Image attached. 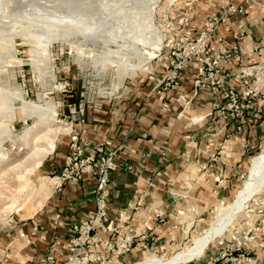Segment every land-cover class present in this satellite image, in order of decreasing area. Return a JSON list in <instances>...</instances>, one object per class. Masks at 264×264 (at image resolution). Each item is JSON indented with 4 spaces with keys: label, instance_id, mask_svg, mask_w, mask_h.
<instances>
[{
    "label": "rangeland",
    "instance_id": "obj_1",
    "mask_svg": "<svg viewBox=\"0 0 264 264\" xmlns=\"http://www.w3.org/2000/svg\"><path fill=\"white\" fill-rule=\"evenodd\" d=\"M235 1L0 0V264H43L47 250V255L54 257L46 261L52 264H134L148 255L171 259L210 229L249 176L253 158L264 154V110L260 112L259 105L243 110L246 126L219 135L200 130L204 120L179 119L182 123L177 132L186 135L185 145L172 168L175 174L162 184L172 191L174 216L159 217L156 225L147 228L145 237L136 235L127 224L114 226L110 233L102 234L99 228L93 242L84 241L77 233L65 240L66 260L57 259L54 242L44 246L38 257L33 253V241L24 247L28 255L21 260L23 256H13L3 240L15 235L57 196L58 179L56 183L51 180L60 174L72 137L78 135L90 142L85 134L95 132L94 120L121 117L127 110L121 107L133 102L132 92L140 90L143 82L155 91H168L174 82L161 80L177 53L183 51L175 48L176 43L211 16L228 19L239 13L224 14L234 4L243 12L244 7ZM156 30L159 37L151 43L160 44L161 50L137 64L147 55L137 40L151 38ZM119 55L139 67L128 69L108 61ZM254 80H249L252 86ZM31 102L53 104L55 110L37 115L26 106ZM198 105L192 109H206L207 100ZM50 128L55 129L49 140H54V146L37 165L34 137ZM202 157H208L209 162ZM185 160L198 168L197 174L182 166ZM160 177L157 174L151 183H161ZM13 198L18 207L10 209ZM262 244L264 187L202 255L175 264H242L244 257L249 261L255 257L254 247Z\"/></svg>",
    "mask_w": 264,
    "mask_h": 264
},
{
    "label": "crops",
    "instance_id": "obj_2",
    "mask_svg": "<svg viewBox=\"0 0 264 264\" xmlns=\"http://www.w3.org/2000/svg\"><path fill=\"white\" fill-rule=\"evenodd\" d=\"M235 3L244 7V13L230 14L227 21L222 23L214 34L212 45L214 49L225 45H241L244 59L242 62L234 61L230 65L233 72L227 80L228 84L234 88H244L243 79L237 76L240 66L262 62V58L257 54V48L264 33V0H236ZM237 32L242 34L238 38L235 36ZM246 79L249 80V78ZM141 86L140 90H133V102H130L129 106L121 107V109L127 108L126 111L121 112V117L118 119L107 118V120L104 118L95 119L94 136L90 130L85 134L90 138L92 146H101L105 149L117 145L121 147L117 154L121 165L112 173L108 198L110 214L104 227H100L102 234L110 233L114 226L127 224L134 233L137 232L136 235H141L146 233L147 228H151V225H156L159 217L174 216L175 199L170 194L172 191L168 186L162 184H165V180H169L175 174L172 168L180 159L181 147L185 145L186 135H180L177 129L181 127L182 123L178 122L179 119L184 117L194 122L204 120L200 125V130L217 131L214 135L237 130L239 129L237 126H240L239 123H241L239 117L227 121L218 120L216 116L206 115L211 110L213 103L207 91L195 97L192 104L184 105V101L179 97L175 87L159 92L154 88V90L150 89L149 84L145 85V82ZM190 89L191 74L189 73L185 76L180 90H188L187 95L191 97ZM206 100L208 104L206 109H192L194 104L198 107V103L204 104ZM120 111L118 110L117 113ZM243 126L246 125L243 124ZM90 129L92 128L90 127ZM190 145L194 146L195 142ZM69 151L70 148H67L64 161ZM176 158L178 159L175 160ZM201 159L209 162L208 157ZM64 161L61 165L64 164ZM253 161L254 158L252 163ZM182 166L193 174L198 172V168L186 160L182 161ZM157 174L161 175V183H151L150 180ZM96 184L97 177L90 173L85 174L80 182H67L59 190L57 196L45 204L46 207L41 212L25 226H20L17 229L15 235L10 236L9 239H7L9 235L4 236L3 240L9 250L13 252V256L28 255L24 247L31 245L33 241L36 244L32 245L33 253L37 252L38 257L44 253V246H49V243L54 242L57 259L66 260L69 258V255L66 254L68 249L65 240L70 239V227L74 223L82 222L95 212ZM241 187L237 190L232 201ZM61 245H63L62 248H60ZM254 250L255 257H249L250 261L244 257L242 264H264V244L261 247L256 245Z\"/></svg>",
    "mask_w": 264,
    "mask_h": 264
},
{
    "label": "built area",
    "instance_id": "obj_3",
    "mask_svg": "<svg viewBox=\"0 0 264 264\" xmlns=\"http://www.w3.org/2000/svg\"><path fill=\"white\" fill-rule=\"evenodd\" d=\"M232 12H242V9L237 10L234 4L228 8V11H224V14L227 17ZM221 20L225 22L227 19L220 16L207 18L200 28L193 27L192 30L195 31H191L184 41L176 43L175 48L178 50L183 48V51L178 52L171 61L172 66L168 65L171 69L161 83L166 78L171 81L168 83L173 81L172 87H175L184 105L192 104L193 99L202 92H209L213 103L206 115L227 121L239 117L241 123L237 127L241 129L247 121L246 112H243L246 107L259 105L260 112L264 110V71H261L264 68V33L257 48V54L262 58V62L240 66L237 76L243 79L244 88H234L228 84L227 80L233 72L230 65L234 61L242 62L244 54L240 44L225 45L214 49L212 38L223 23ZM240 35L242 34L238 32L235 34L237 38ZM189 73L191 74V97L187 95L188 90H180L185 76ZM246 78L255 79L253 86ZM249 86L251 88H248ZM242 98L243 101L240 102ZM81 107L83 111V104ZM120 148V145H117L105 149L101 146H92L83 137L80 140L78 135L72 137L70 151L66 155L60 174L56 176L58 187L61 189L67 182H80L87 173L97 177V184L94 194L96 210L82 222H76L70 227L71 237L79 233L84 241L97 240L99 228L104 227L105 221L109 218V185L113 171L121 165L117 158ZM146 233L142 234V237H145ZM53 257L51 254H46L42 261L43 264H52L46 260Z\"/></svg>",
    "mask_w": 264,
    "mask_h": 264
},
{
    "label": "bare ground",
    "instance_id": "obj_4",
    "mask_svg": "<svg viewBox=\"0 0 264 264\" xmlns=\"http://www.w3.org/2000/svg\"><path fill=\"white\" fill-rule=\"evenodd\" d=\"M159 33H160V31L156 30L155 34L152 35L151 38L147 37L143 40H141V39L137 40V42L140 45H142V47L144 49L143 54H147L146 56H143L142 58H140L139 62L137 64L143 63L144 61L155 57L156 51L161 50L160 44L155 45V44L151 43L152 41H154L155 39H157L159 37ZM131 35H133V34H131ZM135 42H136V40H135ZM121 46H123V45H121ZM147 47H149V48H147ZM120 52L121 51H117V53H120ZM125 56H127V55L125 54ZM108 61L113 65H119V66L122 65V66H124V68H128V69H136L139 67V65H135L134 63H132L128 59V57H124L123 55H119L117 59L108 58ZM22 101H23V99H22ZM26 106L28 107V109L30 110L31 113H35L37 115H41V114L47 113V112H54V110H55L53 104L52 105H49V104L43 105V104H37V103L31 102L29 104L26 103ZM24 110H25V108H24ZM52 132H55V129L50 128L47 133H44L40 136L34 137V142H35L34 148L35 149L33 151V154H34V156L38 157L37 165L41 164L46 153H48V151H50L49 148H53V146H54V140L49 141L51 139V133ZM38 141L43 142V143L48 141L49 143H48V146H44L43 143L37 144ZM33 170H31V171H33ZM55 180H56V178H53L51 180V182L52 181L55 182ZM24 186H25V184H24ZM263 187H264V154H262L261 156L257 157L254 160L253 165L251 167V172H250L249 176L247 177V179L245 180L243 186L241 187V189L237 193V195L235 197L236 199L233 200L232 202L228 203L225 206L224 210L214 220L210 229L204 235L196 237L194 242L192 243V245L186 251L177 253L176 255L172 256L171 259H164V258H159L155 255H148L147 257H145V259H143L141 261H137L134 264H175L176 261L190 259V258L198 257V256L202 255L204 253L205 248H207L210 245V243L214 240V238L217 235L224 232L233 223L236 216L240 213L242 208H244V206L246 205V202L249 201V199L252 198L253 196L256 197L261 192ZM17 201H18L17 199L13 198V201H12L11 205L9 206V208L10 209L17 208L18 207ZM41 205H42V203H40L39 206H41ZM11 212H12V210H11ZM21 260H24V259L22 258Z\"/></svg>",
    "mask_w": 264,
    "mask_h": 264
}]
</instances>
